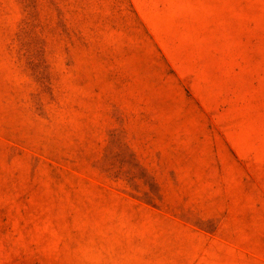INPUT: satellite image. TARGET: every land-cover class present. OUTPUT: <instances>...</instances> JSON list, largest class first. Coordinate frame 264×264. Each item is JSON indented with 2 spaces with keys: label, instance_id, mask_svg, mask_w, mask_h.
Wrapping results in <instances>:
<instances>
[{
  "label": "rangeland",
  "instance_id": "rangeland-1",
  "mask_svg": "<svg viewBox=\"0 0 264 264\" xmlns=\"http://www.w3.org/2000/svg\"><path fill=\"white\" fill-rule=\"evenodd\" d=\"M0 264H264V0H0Z\"/></svg>",
  "mask_w": 264,
  "mask_h": 264
}]
</instances>
